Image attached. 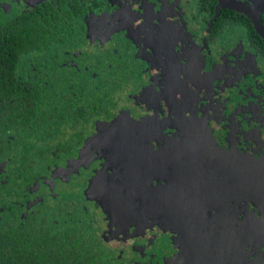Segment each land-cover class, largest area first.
Segmentation results:
<instances>
[{
	"label": "flooded vegetation",
	"instance_id": "af4514ba",
	"mask_svg": "<svg viewBox=\"0 0 264 264\" xmlns=\"http://www.w3.org/2000/svg\"><path fill=\"white\" fill-rule=\"evenodd\" d=\"M222 10L249 16L219 0H0V30L30 37L19 76L43 77L82 119L57 128L63 144L46 147L14 203L46 210L79 259L264 264L263 230H246L261 211L232 176L241 157L264 158V37L250 16L253 29L216 24ZM193 60L209 81L162 78L168 67L187 81Z\"/></svg>",
	"mask_w": 264,
	"mask_h": 264
},
{
	"label": "trees",
	"instance_id": "16d2710c",
	"mask_svg": "<svg viewBox=\"0 0 264 264\" xmlns=\"http://www.w3.org/2000/svg\"><path fill=\"white\" fill-rule=\"evenodd\" d=\"M214 5L212 2L207 8L215 13ZM220 15L223 18L219 17L216 24L222 26L227 21L253 29L247 15L232 10H222ZM19 26L0 30V159L7 160L5 164L10 168L5 177L0 169V179L5 178L0 182V206L5 209L4 213L0 210V264H91L79 259L82 253L64 245L65 235L53 233L46 210L23 216L14 203L22 197L24 186L30 187L37 160L50 150L46 147L63 144L67 134L59 133L57 128L82 120L74 114L75 109L65 105L66 101L56 102L55 95L44 92L47 87L43 77L19 76L18 66L30 49V37ZM258 45L264 48V39L259 36Z\"/></svg>",
	"mask_w": 264,
	"mask_h": 264
},
{
	"label": "water",
	"instance_id": "95a60500",
	"mask_svg": "<svg viewBox=\"0 0 264 264\" xmlns=\"http://www.w3.org/2000/svg\"><path fill=\"white\" fill-rule=\"evenodd\" d=\"M221 7H226L229 9H234L237 11L244 12L245 14H248L252 22L257 30V32L264 37V24L262 22L261 17V11L264 8V0L263 2H260L259 4H249L247 2H243L242 0H219ZM196 142V141H194ZM192 141V143H194ZM198 143L204 145V152L206 153V141H197ZM242 161L245 165V171L243 172V176H238L237 173L235 175H232L233 177L237 178L238 181L242 184V186L245 188V191L247 193H251L256 201V205H258L261 216L258 217L257 215H254L256 218L253 219V221H250L246 225V230L251 228L252 224L256 222L258 226L261 227L260 232H264V158H255V157H249V156H243L241 157ZM236 163L233 161L232 157L230 156L229 163L227 162L225 164V168H232V166H235ZM236 179V180H237ZM258 231L257 236L260 234Z\"/></svg>",
	"mask_w": 264,
	"mask_h": 264
},
{
	"label": "rangeland",
	"instance_id": "374dc122",
	"mask_svg": "<svg viewBox=\"0 0 264 264\" xmlns=\"http://www.w3.org/2000/svg\"><path fill=\"white\" fill-rule=\"evenodd\" d=\"M137 42L139 43V40H137ZM162 53V51L160 52ZM195 60H193L188 67L186 68V72L184 73V78H186L185 80L187 81H179V77L176 76V71L174 68H169L167 67V69H165V73L162 74V78L165 81H171L174 82L175 84H177L179 87H181L182 83L183 84H188L190 87L193 86V84L196 83V81H201L203 83L207 82L209 75L208 74H201L199 76V74H196V68H195ZM183 78V79H184ZM177 79V81H176ZM182 79V80H183ZM210 80V79H209ZM208 80V81H209ZM128 122L127 118H119L115 121V125H124L125 123ZM37 170V168H36Z\"/></svg>",
	"mask_w": 264,
	"mask_h": 264
}]
</instances>
